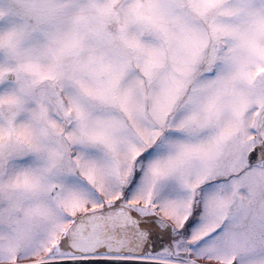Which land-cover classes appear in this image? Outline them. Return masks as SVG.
Returning <instances> with one entry per match:
<instances>
[{"label":"snow or ice","instance_id":"6c2138e0","mask_svg":"<svg viewBox=\"0 0 264 264\" xmlns=\"http://www.w3.org/2000/svg\"><path fill=\"white\" fill-rule=\"evenodd\" d=\"M0 264H264V0H0Z\"/></svg>","mask_w":264,"mask_h":264}]
</instances>
